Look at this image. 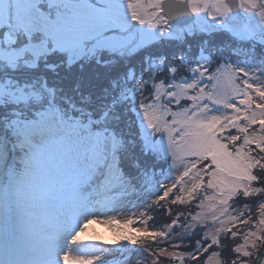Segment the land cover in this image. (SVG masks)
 Listing matches in <instances>:
<instances>
[{
	"label": "snow or ice",
	"instance_id": "1",
	"mask_svg": "<svg viewBox=\"0 0 264 264\" xmlns=\"http://www.w3.org/2000/svg\"><path fill=\"white\" fill-rule=\"evenodd\" d=\"M165 262L264 264V0H0V264Z\"/></svg>",
	"mask_w": 264,
	"mask_h": 264
},
{
	"label": "rangeland",
	"instance_id": "2",
	"mask_svg": "<svg viewBox=\"0 0 264 264\" xmlns=\"http://www.w3.org/2000/svg\"><path fill=\"white\" fill-rule=\"evenodd\" d=\"M108 217L106 216H100L97 218V222L90 224L88 226L87 231L97 237L103 238V239H107L109 241L115 239V233L112 229V227H110L108 224L106 223H100L99 221L102 219H107ZM121 218V217H118ZM97 243H102V240H98L96 241ZM107 246H111V245H107Z\"/></svg>",
	"mask_w": 264,
	"mask_h": 264
},
{
	"label": "trees",
	"instance_id": "3",
	"mask_svg": "<svg viewBox=\"0 0 264 264\" xmlns=\"http://www.w3.org/2000/svg\"><path fill=\"white\" fill-rule=\"evenodd\" d=\"M190 42L192 44V50H193V53H194L195 50H196V44H197L198 41L197 40H192ZM139 61H140V57H138V56L133 59V63H135L137 65H139ZM165 264H167V262H165Z\"/></svg>",
	"mask_w": 264,
	"mask_h": 264
}]
</instances>
